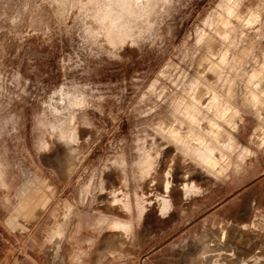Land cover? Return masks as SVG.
<instances>
[{
	"label": "rangeland",
	"instance_id": "obj_1",
	"mask_svg": "<svg viewBox=\"0 0 264 264\" xmlns=\"http://www.w3.org/2000/svg\"><path fill=\"white\" fill-rule=\"evenodd\" d=\"M0 264H264V0H0Z\"/></svg>",
	"mask_w": 264,
	"mask_h": 264
},
{
	"label": "bare ground",
	"instance_id": "obj_2",
	"mask_svg": "<svg viewBox=\"0 0 264 264\" xmlns=\"http://www.w3.org/2000/svg\"><path fill=\"white\" fill-rule=\"evenodd\" d=\"M261 98L259 97V96H256V100L258 101V100H260ZM168 187H169V185H168Z\"/></svg>",
	"mask_w": 264,
	"mask_h": 264
}]
</instances>
